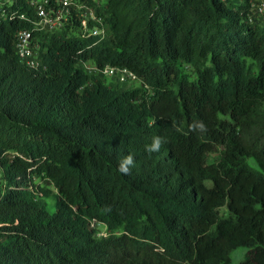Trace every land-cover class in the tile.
<instances>
[{
  "label": "trees",
  "instance_id": "obj_1",
  "mask_svg": "<svg viewBox=\"0 0 264 264\" xmlns=\"http://www.w3.org/2000/svg\"><path fill=\"white\" fill-rule=\"evenodd\" d=\"M29 1L0 5V264H230L239 247L264 264V0H78L103 40L37 31Z\"/></svg>",
  "mask_w": 264,
  "mask_h": 264
},
{
  "label": "built area",
  "instance_id": "obj_2",
  "mask_svg": "<svg viewBox=\"0 0 264 264\" xmlns=\"http://www.w3.org/2000/svg\"><path fill=\"white\" fill-rule=\"evenodd\" d=\"M11 0H0V5L9 3ZM28 6L32 8L35 20L32 26L37 31L53 32L65 25L75 22L80 31V37H95L103 40L108 36L107 25L100 17L94 15L93 10L78 0H30ZM258 21L264 25V2L254 8ZM22 16H20V19ZM36 45L32 42L30 32L24 30L17 34L13 51L19 61L28 69L37 68L40 63L36 57ZM86 72L101 73L106 78L116 79L120 84L132 85L138 83L136 76L124 69L104 67L97 70L86 63L80 65ZM30 190V188H29ZM37 195H40L37 193ZM91 227L96 226L93 222Z\"/></svg>",
  "mask_w": 264,
  "mask_h": 264
},
{
  "label": "rangeland",
  "instance_id": "obj_3",
  "mask_svg": "<svg viewBox=\"0 0 264 264\" xmlns=\"http://www.w3.org/2000/svg\"><path fill=\"white\" fill-rule=\"evenodd\" d=\"M92 1L97 2V4H101V3L103 2V0H92ZM253 16H254V15H253ZM257 20H258V19H257ZM259 23H260V22H259ZM260 24H261V23H260ZM261 26H262V25H261ZM183 71H184V73H185L187 76H189L190 78L193 77L191 71L189 70V68H186V67H185V68L183 69ZM137 84H138V83H135V84H132V85L136 86ZM6 156L9 157V156H11V154H7ZM214 157H215V155H213V154L209 155V156H208L209 161H212V160L214 159ZM247 162H248V164H250L251 166H254L252 160L249 159ZM0 175H1V170H0ZM32 184H33V185H36L37 188H45V189H47V190L53 192V189H52L50 183L47 182V181L41 180V179H39V178H33V179H32ZM45 204H46V209H47V211H48V212H52L53 207H52V200H51V198H49V197L46 198V199H45ZM218 214H219V216L222 217V218H223V217H226L225 206H223V207H221V208L218 209ZM94 229L96 230L97 235H103V233H104V229H103L101 226L96 225V226H94ZM246 251H247V249L242 248V247H239V248H236V249L232 250V251L230 252V254H229L230 264H238L240 261H242V260L244 259V257H245Z\"/></svg>",
  "mask_w": 264,
  "mask_h": 264
},
{
  "label": "clouds",
  "instance_id": "obj_4",
  "mask_svg": "<svg viewBox=\"0 0 264 264\" xmlns=\"http://www.w3.org/2000/svg\"><path fill=\"white\" fill-rule=\"evenodd\" d=\"M193 130H199L201 132L206 131V127L203 124V122H195L194 125L192 126ZM166 140H163L162 137L156 136L153 137V142L151 145H149L147 147V151L148 152H159L162 146V143H166ZM134 164V159L131 155H128L127 157H125V159L121 162L120 166H119V170L124 173V174H128V172L130 171V166H132Z\"/></svg>",
  "mask_w": 264,
  "mask_h": 264
}]
</instances>
